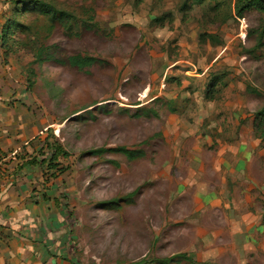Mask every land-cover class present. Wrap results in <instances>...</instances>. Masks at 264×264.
Returning <instances> with one entry per match:
<instances>
[{
    "label": "rangeland",
    "instance_id": "374dc122",
    "mask_svg": "<svg viewBox=\"0 0 264 264\" xmlns=\"http://www.w3.org/2000/svg\"><path fill=\"white\" fill-rule=\"evenodd\" d=\"M0 2L8 63L44 120L29 159L61 214V253L161 264L186 252L195 262L171 264H212L197 253L246 239L260 248L263 12L239 15L237 0ZM77 54L96 60L78 68Z\"/></svg>",
    "mask_w": 264,
    "mask_h": 264
},
{
    "label": "crops",
    "instance_id": "0c3cea01",
    "mask_svg": "<svg viewBox=\"0 0 264 264\" xmlns=\"http://www.w3.org/2000/svg\"><path fill=\"white\" fill-rule=\"evenodd\" d=\"M8 60L12 59L0 35V264H74L67 253H61L60 239L51 232L59 228L61 214L46 205L37 161L29 159L32 141L44 131L43 116L26 106L29 95L20 92V77L13 74ZM209 239L204 238L205 243L210 244ZM254 244L246 239L239 247H206L197 259H211L212 264H264V241L260 248Z\"/></svg>",
    "mask_w": 264,
    "mask_h": 264
},
{
    "label": "trees",
    "instance_id": "16d2710c",
    "mask_svg": "<svg viewBox=\"0 0 264 264\" xmlns=\"http://www.w3.org/2000/svg\"><path fill=\"white\" fill-rule=\"evenodd\" d=\"M198 1H202V0H198ZM251 9H255V10H258V11H261L264 13V0H237L236 11L239 15H242L246 10H251ZM59 11H60L61 15L66 14V11H64V10H59ZM263 25H264V23H263ZM1 40H2V46H4L5 44H4V37L3 36H1ZM261 41L262 40H260V42ZM5 49L7 52V48H5ZM95 60H96V58H94V57H83L79 54L70 55L68 57L69 63L73 66H77L78 68H83V67L91 64ZM256 116L260 118L261 122H264V105L256 112ZM118 149L120 151H123L124 153H126L128 156H133L136 153L135 149H130V148H126V147H119ZM174 256H180V257H183L187 260H191L192 262H195V260L186 252H181V253L173 255L171 257H161V258H158L157 260L161 264H171V261L174 258ZM137 264H143V261H138Z\"/></svg>",
    "mask_w": 264,
    "mask_h": 264
}]
</instances>
